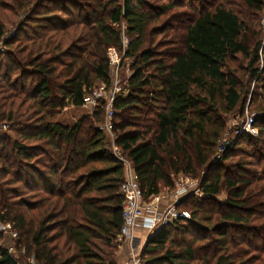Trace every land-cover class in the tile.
Returning a JSON list of instances; mask_svg holds the SVG:
<instances>
[{
    "label": "trees",
    "instance_id": "16d2710c",
    "mask_svg": "<svg viewBox=\"0 0 264 264\" xmlns=\"http://www.w3.org/2000/svg\"><path fill=\"white\" fill-rule=\"evenodd\" d=\"M226 1L0 0V264H118L124 167L100 129L105 102L58 119L111 85L112 47L133 61L114 132L144 199L175 174L198 180L176 203L191 201L190 218L150 231L141 264H264V46L246 17L264 15V0ZM252 82L258 134L227 137Z\"/></svg>",
    "mask_w": 264,
    "mask_h": 264
},
{
    "label": "built area",
    "instance_id": "2783aa9c",
    "mask_svg": "<svg viewBox=\"0 0 264 264\" xmlns=\"http://www.w3.org/2000/svg\"><path fill=\"white\" fill-rule=\"evenodd\" d=\"M108 54L111 64H115L119 57L116 48H110ZM106 88H108L107 85L103 83L94 87L91 92L85 95L84 106L91 105L94 108H97L103 100H107L106 98H103ZM114 94L116 95L117 92H114L113 95ZM115 99L116 96H112L109 99L107 107L105 106V121L100 126V129L107 135L108 148L111 149L115 157L122 162L124 167V180L119 189L121 195L124 197L123 224L118 236L121 244L127 243L130 248L128 258L124 264H141V252L146 240L142 239L137 233L138 227L141 223L150 231H153L157 226L170 223L179 217L190 218V214L186 211H179L176 207V203L184 195V190L181 189L177 190L176 193L172 195V200L174 201L165 211H160L155 203H152V201L147 202L144 199V194L134 164L123 154L121 148L116 144V135L114 132ZM7 127V125L4 126V128ZM243 130L252 135L258 134V130L253 125V118L250 117L248 119ZM5 227L7 226H4L3 228Z\"/></svg>",
    "mask_w": 264,
    "mask_h": 264
},
{
    "label": "rangeland",
    "instance_id": "374dc122",
    "mask_svg": "<svg viewBox=\"0 0 264 264\" xmlns=\"http://www.w3.org/2000/svg\"><path fill=\"white\" fill-rule=\"evenodd\" d=\"M153 1L155 4H157V6H160L162 4H168L170 2L177 4V2H178V0H153ZM186 1H188V0H186ZM195 2H196V0H195ZM211 2H212V0H197V2L195 4L198 7L201 5L211 6ZM226 3H227V6L233 7L236 11H239L241 8L244 9V7L240 4L239 0H227ZM67 6H68L67 8H70L71 10H74L75 12L77 11L74 7V4L68 3ZM78 15H79V13L76 12V16H78ZM246 17H247L249 24L252 23V30L250 31V36L253 38L256 37V35H257V33H256L257 31L254 27V24H256L258 21L262 24V28L260 30H258V32L260 34L259 39H261L262 45L264 46V15L258 17L256 15H254L252 11H247ZM254 21H255V23H254ZM161 23H162V21H158L157 23H154L153 25H159ZM10 28H12V27H10ZM180 32H182V30H180ZM125 38H126V40H125V42H126L127 37L125 36ZM153 38H154V47L158 44L159 41L162 42L163 40H165V39H163V35H158V34L155 35ZM166 42H168V41H166ZM168 46H170V45H168ZM167 47L164 46L163 49H166ZM1 48H3L2 41H0V50H1ZM170 48H172V47L170 46ZM117 53L119 55L118 60H116L117 62H115V64H111V85L105 89L104 94H103V98L107 99V100H103L106 102L104 104V108H105V106L107 107L109 99L112 96H116L115 94L113 95L114 92H117V94L122 92V88H124L125 82L127 81L128 77L131 75V72H132L131 71V65L133 63L132 59H124V57L120 55L119 51H117ZM260 53H262V50H260ZM243 63H244V61L243 62L242 61H234L232 63V65L235 68H238L239 70H241V72H242L244 70L243 67L245 66V68H246L248 66L247 61H245V64H243ZM243 72H245V71H243ZM98 85H100V84H97L95 87H97ZM255 89H257V87L255 88V83L252 82V85H251V88L249 90L248 95L245 94L244 99H243V103H245V106L242 107V109H240V110H236L235 112H233V114H231L227 117L228 118V132H229L227 137L235 136L238 133V129H244V125L246 126V123H247L248 119L250 118V115L248 113V111L250 112V110H251V108H249V102H250V99L252 96V91ZM95 109L96 108H94L91 105H87V106H84L81 108H75L72 106H68L58 116V119H60V121H63L65 123L73 124L79 118L90 116L94 112ZM241 110H244L245 115H243V113L240 112ZM246 115H247V117H246ZM173 180H174V183L171 187L161 188L160 193L155 195L153 197V200H151L152 203H155V205L158 206V208H159L160 203H158V200H161V202H162L163 200L168 199L167 200L168 202L166 203L167 205H162L163 208H161V210L159 209L160 211H165L173 203L174 200L169 202L170 201L169 199H172V195L175 194L177 190H180V189L184 190V195L188 194V193H192V194L199 193V189L197 186V184H198L197 179H194L191 176H188L185 174H175L173 176ZM224 198H225V194L221 195L219 197L220 200H224ZM190 204H192L191 201H188V203L186 205L182 204V206H180L178 208V210L179 211H181V210L186 211L190 214L189 209H187L188 205H190ZM183 209H185V210H183ZM5 232H6L5 236H7V232H8L9 234H11L12 239L14 240L15 234L13 233V231H11L10 228H7V230H5ZM7 239H10V238H7ZM5 240H6V237L4 238L3 242L5 243V245L10 246L9 249H10L11 253L17 257H20L21 254L19 252H17L16 248H14V246H13V244L15 245L13 240H11V239H10V241L9 240L5 241ZM120 245H122V244L120 243Z\"/></svg>",
    "mask_w": 264,
    "mask_h": 264
},
{
    "label": "crops",
    "instance_id": "0c3cea01",
    "mask_svg": "<svg viewBox=\"0 0 264 264\" xmlns=\"http://www.w3.org/2000/svg\"><path fill=\"white\" fill-rule=\"evenodd\" d=\"M151 200H153V197L151 198ZM168 199H165L161 202V200H158V203H160L159 205V209L161 210V208H163L162 205H167L166 203ZM171 202L172 199H169ZM150 232V230L145 226V225H141L138 227L137 233L138 235L142 238L145 239L148 235V233ZM129 246L127 243H123L122 245L119 246V249L117 251V260H118V264H124V262L127 260L128 258V254H129Z\"/></svg>",
    "mask_w": 264,
    "mask_h": 264
}]
</instances>
